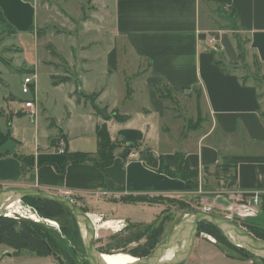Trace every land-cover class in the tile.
<instances>
[{
    "label": "crops",
    "instance_id": "0c3cea01",
    "mask_svg": "<svg viewBox=\"0 0 264 264\" xmlns=\"http://www.w3.org/2000/svg\"><path fill=\"white\" fill-rule=\"evenodd\" d=\"M49 3L0 0V13L18 35L24 26L29 32L36 21L42 25L49 21ZM106 14L113 42L107 45L101 66L96 67L84 54L78 61L74 57L76 63H69L71 72L62 73L57 65L59 73H50L53 90H62V115L53 116L37 100L39 90L32 98H19L21 104L9 121L11 139L0 146V190L18 187L65 197L70 193L69 199L88 209L97 233L109 230L106 220L151 224L163 210L158 204L121 201L131 196L210 194L202 199L213 206L215 198L228 195L231 206H224L220 213L215 207L214 213L256 226L247 219H260V212L264 217V0H111L104 8L105 19ZM239 41L244 51L256 56L260 67L243 62L247 67L243 71ZM53 78L58 86L53 85ZM65 78L68 82H61ZM80 90L98 94L97 103L113 119L103 122ZM173 92L194 102L191 111L197 117L203 114V126L185 132L183 119L168 104L175 101ZM30 100L35 102L37 116L45 114L48 124L44 141L35 129L33 144L28 147L27 140L14 132L12 122L28 116L25 103ZM50 105L55 106V100ZM115 114L127 117L126 121H117ZM101 124L107 125L113 141L128 147L138 145L139 156L124 158L118 150L105 170L88 162L66 163L65 154L58 151L59 143H65V153L95 155L96 127ZM20 157L32 161L23 165ZM181 174H194L191 183ZM237 192L259 193L261 204L247 211L235 199ZM121 211L126 215L121 217ZM142 214L150 219L137 221ZM49 225L57 226L55 222ZM6 253L12 254L11 260L3 258ZM28 256L15 257L12 249L0 246V264H19L30 260L32 255ZM184 264L252 263L227 256L208 241L196 240Z\"/></svg>",
    "mask_w": 264,
    "mask_h": 264
},
{
    "label": "rangeland",
    "instance_id": "374dc122",
    "mask_svg": "<svg viewBox=\"0 0 264 264\" xmlns=\"http://www.w3.org/2000/svg\"><path fill=\"white\" fill-rule=\"evenodd\" d=\"M54 1L55 2L49 0L50 11L52 10L49 21L44 25H42L41 22L36 21V23H33L35 29H33L34 31L32 30L27 32L25 31L26 26H24L22 27L24 30H18V35H16V33L11 31V25L6 21H2L0 18V133L3 135L10 132L8 129V123L14 118L13 111L15 110V107H18L21 104L19 98H32V95L21 94V83L28 74H33L34 76L36 69V94H38L37 91L39 90L37 100H41V102H43L45 107L49 110V113L53 116L62 115V90H53V87L51 86L50 73L58 74V66L61 67L60 69L62 73L63 70L66 73L71 72L72 69L69 63H76V60L78 61L79 57L84 54L85 56L89 57L92 64H95L96 67H100L101 65L99 63H103L102 59L105 58L108 46L113 42V32L111 31L112 25H110L111 23L109 22L108 14H106V19L104 17V8L107 5H110L111 0ZM55 3L57 4L58 8H55ZM54 9L58 11L57 15H55ZM66 13L68 15H66ZM70 15L73 16V18L70 19ZM40 17H44L43 12L40 13ZM38 25L40 28H38ZM85 45L88 47L85 48ZM81 50H85L86 53H81ZM242 54V60L244 61H242L240 64L244 71L247 67L243 62L247 63L248 67L250 63L252 66H254V64L252 55L249 52H246L245 50L244 52L242 51ZM74 57H76V60ZM43 59L45 60L43 62L44 64L41 62ZM98 59H100L99 62ZM46 62L48 65H45ZM12 95L16 96L18 100H16V98ZM172 96L173 100L175 101L172 103L168 102V104L174 113L183 119V128L186 133L197 130L198 127L203 126V114L197 117L196 111H191V108L194 106V102L191 101L190 98H186V95L181 98V96L175 92H173ZM51 100H55V106L50 105ZM45 101H47V103H45ZM9 107H13L12 111L9 109ZM12 124L14 125V132H17L21 138L27 140L29 143V145L27 144L28 147L33 144L32 139L35 129L39 131L40 141H44V133L48 124L47 116L45 114L37 116L33 121L28 116L15 118ZM3 125L7 127L6 130L1 129V126L4 129ZM172 133H175L174 129H172ZM203 196L209 198L211 197L210 194H205L199 197H161L163 203H155L161 205L163 209L162 212L157 217H155V220L151 223L153 224L154 228L162 227L163 229L160 244L165 241V239L173 231L174 227L183 219L184 213L190 211L186 210L187 206L197 211H205L204 209L208 207L210 208V213L218 215V213L224 210L225 207L231 206L232 203L230 197L225 195L222 198H215L214 201H212L214 205L210 206L205 203V198L202 199ZM147 198L152 199L156 197L148 196ZM75 203L80 208L82 207L84 210H86V212L89 214L88 209H86L82 203H77L76 201ZM18 204H21V206L15 208L13 212L16 214L14 215V219H24L23 217L26 216H29L27 217L28 219H40L35 218V214H28V212H26L28 207H31L30 205L22 201L16 203L15 205ZM215 207V211L218 213H214ZM239 209L242 210L240 207ZM245 210L252 211L249 208H245ZM253 212L257 213V211ZM259 214L260 215L258 216L260 219L253 218L255 216H251L248 217L249 219H247V221L253 225H256V227L258 226V228H261L264 217L261 216V212ZM125 215L126 213L121 211L120 216L122 217ZM100 219H102V217ZM148 219H150L149 216L147 217V215L142 214L141 219L136 220L145 221ZM230 220H233L235 223L240 225L246 223L244 220ZM53 221L57 223V226L52 227L45 222H41V224L59 235L61 240L64 242V247L70 252V258L68 261L65 260L63 256H59L62 258L64 264H88L83 247V240L75 243L72 238H65V236L60 233L58 222L56 220ZM104 224L109 226V230L97 233L95 241V247L97 250L110 249V254L116 253L117 255L124 253L125 251H129L137 245V243L129 245L123 244L122 238L128 235V233L124 230L129 222L115 223L111 220H106L104 221ZM148 225L150 224H145V226ZM120 227L123 228L121 231H119ZM141 229L143 230L144 228ZM208 236L209 235L201 234L199 237L197 236V240L208 241L209 243L213 244L208 239ZM144 241V239L141 240V243H144ZM214 245L218 246V248L223 252L237 257V259L240 257L236 251H233L224 245L219 246L218 243H215ZM22 254L31 256V254L27 251L22 252ZM50 257L51 260H47L32 255V257L29 258L30 260H24L23 262L21 260L19 261H21L23 264H49L50 262L52 264H58L53 256ZM5 258H8V260L12 259L11 257L7 256H5ZM21 262L19 264H21ZM247 262L252 264H263L257 258H249ZM5 263L10 264V262H4V264Z\"/></svg>",
    "mask_w": 264,
    "mask_h": 264
},
{
    "label": "trees",
    "instance_id": "16d2710c",
    "mask_svg": "<svg viewBox=\"0 0 264 264\" xmlns=\"http://www.w3.org/2000/svg\"><path fill=\"white\" fill-rule=\"evenodd\" d=\"M0 18L3 21L2 15L0 13ZM242 45L238 44L239 48V58L241 59L243 56L242 51L244 49L241 47ZM253 64L255 68L260 67L259 61L256 56L253 58ZM218 65L221 66V63L218 62ZM68 78L62 79L61 82H68ZM60 83L57 82L55 78H53V85L58 86ZM95 98H97L98 94H92ZM162 96V95H161ZM115 119L119 122H125L127 117L120 116L115 114ZM8 127L10 129V124L8 123ZM96 136L98 143V151L95 155H89L84 153H65L66 163L71 162L74 164L80 163H93L97 167L102 170L108 168L115 158V153L118 150H122L121 154L124 158H128L130 153L136 149L134 147H128L121 145L119 141L112 140L109 134V130L106 124H101L96 127ZM11 139V134L8 132L3 135L0 133V146ZM21 162L28 165L31 163L32 158L30 157H20ZM181 161V158L178 159V162ZM181 177L187 182L191 183L192 177L194 174L189 176H185L181 174ZM193 186H196L193 184ZM251 195V194H249ZM161 197L156 198H147L146 196H137V197H123L121 199L122 202L125 203H135V202H147L151 204L155 203H163ZM22 202L27 203L31 207L35 208L38 212V216L35 215V218L40 219H14L12 218L16 215L14 212L15 208L19 205L13 206L11 209L4 212V216H0V246H5L13 250V256L18 257L22 254V252L27 251L31 255H35L36 257L45 258L53 256L56 254L57 256H63L65 260H69L70 252L68 249L64 247V242L61 240V237L54 233L52 230L46 228L41 222H45L47 224L54 223L53 220L58 222L60 233L65 236V238H72L75 243L82 240V235L80 234L79 227L77 225V221L72 214V212L62 204L57 202L49 201V200H41L35 198H25ZM173 202V201H171ZM81 209L86 212L82 207ZM186 210H193V208L186 207ZM19 212V211H18ZM17 213V212H16ZM87 213V212H86ZM21 214V213H19ZM10 217V218H9ZM29 217V216H26ZM32 220V221H31ZM53 221V222H52ZM56 223V222H55ZM57 225V223H56ZM240 225V224H239ZM243 228H245L248 232H250L257 239L264 241V230L258 228L256 226H251L247 223L241 224ZM141 228H144L143 230ZM128 233L125 237L122 238L123 244L129 245L133 243H137L135 247L130 249L129 251H125L135 258H146L149 256L153 250L156 248L158 244H160V239L162 237L163 229L162 227L154 228L153 224L145 226V224H134L129 223L124 230ZM201 234L209 235L210 237L216 240V244L224 245L229 249L236 251L241 260L247 261L249 258H257L250 252L245 249L236 247L233 245L226 235L215 225L210 222H201L199 224L198 237ZM145 240L144 243H141V240ZM84 247V245H83ZM218 247V246H217ZM110 249H99V252L108 255L110 254ZM85 251V250H84ZM116 254V253H115ZM227 256H230L227 254ZM258 259V258H257ZM260 262L264 264V259H259Z\"/></svg>",
    "mask_w": 264,
    "mask_h": 264
},
{
    "label": "water",
    "instance_id": "95a60500",
    "mask_svg": "<svg viewBox=\"0 0 264 264\" xmlns=\"http://www.w3.org/2000/svg\"><path fill=\"white\" fill-rule=\"evenodd\" d=\"M80 94L90 102L91 107L103 122L107 123L113 119L114 115L102 108L92 94L84 93L82 90H80ZM179 170H181V166H179ZM25 198L49 200L67 207L80 227L88 264H105L102 259L103 253H100L95 247L97 237L95 225L88 213L67 197L27 188L2 189L0 190V216L11 203L23 201ZM204 221L218 227L236 247L247 250L258 259H264V241L257 239L238 223L209 212L190 210L184 213L183 219L174 227L163 243L159 244L149 256L136 258L137 261L132 264H183L192 253L197 240L199 224ZM5 256L11 257L12 254L6 253L3 258ZM53 257L58 264H64L61 257L56 254H53Z\"/></svg>",
    "mask_w": 264,
    "mask_h": 264
},
{
    "label": "built area",
    "instance_id": "2783aa9c",
    "mask_svg": "<svg viewBox=\"0 0 264 264\" xmlns=\"http://www.w3.org/2000/svg\"><path fill=\"white\" fill-rule=\"evenodd\" d=\"M215 50H216V48H215ZM21 92L23 95H35V93H36L35 92V80H34V77L32 75L25 77L24 80L22 81ZM25 112L27 113V115L30 119H32V120L36 119L37 111H36L35 102L33 100L27 101L25 103ZM65 147H66L65 143L63 141L60 142L58 145V151L61 154H65ZM137 156H139V153L136 150H134L130 153L128 158L129 157L134 158ZM69 194L70 193H66L67 198H69V196H70ZM234 196H235V199L238 201V203L243 204L242 206H244L245 208H249L250 210L257 208L261 204V198H260L259 193H253V194L249 195V194H242L240 192H237V193H234ZM71 201H73V200H71ZM204 210H205V212L210 213V208L206 207ZM26 212H28V214H35L37 216L39 215L38 212L32 207H28V210H26ZM2 216L6 217V215H4V213ZM12 218H15V217L13 216ZM23 218L28 219L27 217H23ZM28 220H30V219H28ZM122 229L123 228L120 227L119 231H121ZM202 235H204V234H202ZM208 239L213 244L216 243V240L214 238L208 236Z\"/></svg>",
    "mask_w": 264,
    "mask_h": 264
},
{
    "label": "bare ground",
    "instance_id": "6f19581e",
    "mask_svg": "<svg viewBox=\"0 0 264 264\" xmlns=\"http://www.w3.org/2000/svg\"><path fill=\"white\" fill-rule=\"evenodd\" d=\"M21 200L11 203L8 208L5 210L11 209L16 203H19ZM102 253V252H101ZM171 256V253L169 257ZM103 261L105 264H132L137 261V259L129 254L120 253L114 255H107L103 253Z\"/></svg>",
    "mask_w": 264,
    "mask_h": 264
}]
</instances>
